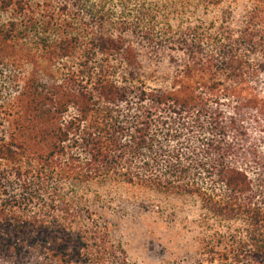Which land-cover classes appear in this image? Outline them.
I'll return each mask as SVG.
<instances>
[{
  "label": "trees",
  "instance_id": "obj_1",
  "mask_svg": "<svg viewBox=\"0 0 264 264\" xmlns=\"http://www.w3.org/2000/svg\"><path fill=\"white\" fill-rule=\"evenodd\" d=\"M263 75L264 0H0V264H264ZM97 182L201 208L134 260Z\"/></svg>",
  "mask_w": 264,
  "mask_h": 264
},
{
  "label": "rangeland",
  "instance_id": "obj_2",
  "mask_svg": "<svg viewBox=\"0 0 264 264\" xmlns=\"http://www.w3.org/2000/svg\"><path fill=\"white\" fill-rule=\"evenodd\" d=\"M174 66L162 60L164 71ZM152 82L160 83V76L155 75ZM260 86L264 87V75ZM247 127L253 129L249 123ZM87 196L99 202L100 208H94L96 211L117 223L115 237L126 244L129 257L146 262L156 260L151 249L147 250L155 241H163L179 233L175 237L176 243H182L189 236L188 230H191V223L201 208L194 196L157 194L144 188L113 182L91 185Z\"/></svg>",
  "mask_w": 264,
  "mask_h": 264
}]
</instances>
